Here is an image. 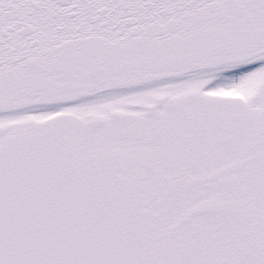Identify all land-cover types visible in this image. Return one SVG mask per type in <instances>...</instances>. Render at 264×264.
<instances>
[{
  "label": "snow or ice",
  "instance_id": "6c2138e0",
  "mask_svg": "<svg viewBox=\"0 0 264 264\" xmlns=\"http://www.w3.org/2000/svg\"><path fill=\"white\" fill-rule=\"evenodd\" d=\"M0 264H264V0H0Z\"/></svg>",
  "mask_w": 264,
  "mask_h": 264
}]
</instances>
